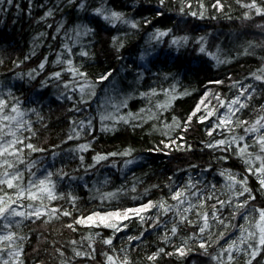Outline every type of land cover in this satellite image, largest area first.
Listing matches in <instances>:
<instances>
[{"label":"trees","instance_id":"16d2710c","mask_svg":"<svg viewBox=\"0 0 264 264\" xmlns=\"http://www.w3.org/2000/svg\"><path fill=\"white\" fill-rule=\"evenodd\" d=\"M252 3H0V98L26 126L10 158L19 177L0 197L20 207L36 177L54 196L36 203L43 215L7 227L20 254L8 260L1 246L0 264H264V127L252 131L264 124V0L262 14ZM238 97L244 107L220 128ZM109 213L120 216L77 223Z\"/></svg>","mask_w":264,"mask_h":264},{"label":"snow or ice","instance_id":"6c2138e0","mask_svg":"<svg viewBox=\"0 0 264 264\" xmlns=\"http://www.w3.org/2000/svg\"><path fill=\"white\" fill-rule=\"evenodd\" d=\"M4 0H0V3H3ZM7 2L9 4L12 3V0H7ZM163 2V0H162ZM83 6V5H82ZM247 7L249 8H256V11H257V14H262L261 12V9L256 7V4H255V0H253V3L252 4H249V5H246ZM96 14L97 15H103L104 18L106 20H120L122 17L119 13H116V12H111L110 15L109 14H106L103 10L101 9H97L96 10ZM133 27H136L135 24L132 25ZM160 36H164V35H167L166 32H160L159 33ZM174 43H177L176 41H174ZM201 51H204L203 48H201ZM43 67V64H41V68ZM59 75V74H57ZM108 75H111V73L101 77V79H107ZM256 79L260 80V79H264V77H261V76H257ZM233 103H238V101H233ZM241 107H244L243 104L240 105ZM4 107V102L3 101H0V108ZM12 111H16V108H13ZM5 119H8V117H5ZM203 119V118H201ZM261 120H264V117H261L260 120H257L256 121V124H260L261 123ZM261 127H264V124H261ZM256 126L253 125L252 127V131H256ZM211 134V133H209ZM262 145H264V137H261L260 138V141H259ZM17 143V141L13 140V141H10V142H7V143H0V157L4 156L5 153H8V155H13L14 153L13 152H9V148H12L15 144ZM225 142L224 141H220L219 144H224ZM28 148H31L33 151H36L37 149L33 148V146L31 144L27 145ZM19 151V150H17ZM243 151V149L241 150ZM102 159H106V157L104 156H97L96 157V160L99 161V160H102ZM4 164H7L8 165V168H11L13 167L12 164H10L7 160H4L3 162H0V167H3ZM259 171H264V165L261 166V169ZM3 176H4V179H0V184H6L8 186V188H13L14 187V184H13V181L14 180H17L18 177H19V174H11L9 173L8 171H5L3 173ZM258 179H260V183L262 186H264V178H261V177H258ZM46 183V180L44 179H41L38 181V184L40 186H43L45 185ZM35 186V185H33ZM244 191H248V189H244ZM28 192L31 193V187H29L28 189ZM24 195V191L21 190L18 194H17V199H19L21 196ZM182 195V193L180 192H177L175 195H174V199H177L179 198L180 196ZM29 198H35L34 196L30 195ZM48 198L49 199H53L54 196L52 194V191L51 189L48 190ZM15 204V201L11 199V197L9 196L7 200H5L3 197H0V221H8V223H5L3 225V227L7 228L10 226V218L11 217H14V216H24L25 214L21 211H18L17 210V207H13L12 205ZM240 206H243V205H240ZM147 207V206H146ZM142 210L144 209H128L124 212V217L127 218V214L128 212H136L137 214H139V212H141ZM55 211V210H54ZM260 211V217H259V222L256 224V228L259 230V233H260V236H259V245H264V210H259ZM36 215L37 217H39L40 215V210L39 209H36L33 213H29V215ZM65 215H68V213H64ZM99 215V214H97ZM108 216H120V213H109L107 214ZM101 220L104 219V217H100ZM85 220L87 221H92L93 220V217L92 216H89L87 218H82L81 220H78L77 223H84ZM207 217L205 216V224L204 226L200 229L201 232L204 231L205 228H207ZM107 226V225H106ZM69 227H72V225H69ZM176 232V228L173 227L172 228V233L175 234ZM250 235H253L252 233H250ZM15 238V234L14 233H11V232H8V233H5L3 235H0V244H3L4 242H9V246H11V242L14 240ZM106 243L108 244H111V240H107L105 241ZM200 247L201 248H204L205 247V244L203 242H201L200 244ZM233 245H229V248H232ZM160 251H163V249H161ZM177 252L182 256V255H185V251L183 248H180V249H177ZM20 253L19 252H16L15 255L18 256ZM258 254V250H254L252 252V257L253 259L255 258V256ZM76 255H82L80 252H77ZM150 260H155L156 259V256H150L149 257ZM228 259L231 260L232 259V256L229 255L228 256ZM108 260L110 262H112V264H115V261L113 260V257L109 256L108 257ZM4 264H7V261H4ZM124 264H127V261H124ZM248 264H251V261L248 262Z\"/></svg>","mask_w":264,"mask_h":264},{"label":"rangeland","instance_id":"374dc122","mask_svg":"<svg viewBox=\"0 0 264 264\" xmlns=\"http://www.w3.org/2000/svg\"><path fill=\"white\" fill-rule=\"evenodd\" d=\"M76 34H79V33L78 32H76V33L74 32L72 34L73 37H75ZM109 97L107 96L108 103H110V102H112L114 100L113 97H111V96H109ZM0 101H3V99L0 98ZM234 101H238V103H233V101H231L223 109L222 116H221V121L219 123V127L220 128H223L227 124L231 123V121H233V118L236 115L237 111H239L242 108L240 106L241 104H243L241 97H238ZM5 112H6L5 107L0 108V143H7V142H10V141H13V140L17 141V143L12 148H9V152H13L14 153L15 149L17 148L18 143H21L24 140V138H23V134L24 133L23 132L26 131V126L24 124L25 123L24 120H20V119H16L15 117H11L10 114L5 113ZM5 117H8V119H5ZM256 129H257L256 132L257 131H262L263 127H259V128H256ZM10 158H11V155H8V153H5L4 156L0 157V162H3L4 160H7L10 163ZM3 167H7L6 170L9 173H11L10 171H12L11 169H13V167L8 168L7 164H4ZM0 168H2V167H0ZM41 179H44V178L36 177L34 179L33 183H30L26 189L25 188L23 189L24 195L21 196V197L22 198H26L29 201L27 203H23L22 202L23 204L19 208H17V210L23 212L25 215L24 216L11 217L10 218V221H11L10 225H12V223L13 224L15 223V225H16V223H18V222H20L22 220L31 219L32 217H37L34 214L33 215H29V213H33L36 209L40 210V215L39 216L43 215L44 211L40 207L41 205H37L36 203L42 204L41 202H43L45 199L48 198V190L51 189L52 194H53V190H52L51 186L49 185L50 183L48 182V179L46 180L45 185L40 186L38 184V181L41 180ZM33 185H35V186H33ZM29 187H31V193L28 192ZM30 195L34 196L35 198H29ZM92 217H93V220L92 221H88L89 224L90 223H109V222L116 221L117 218H118L116 216H111L110 217L107 214L92 215ZM100 217H104V219L101 220ZM8 232H10V230H8L6 228L4 233H1L0 235H3V234L8 233ZM1 246H6L7 247L6 258L8 260L15 261L16 260L15 258H17L19 256V255L18 256L15 255V253L18 252V250H16V246H15L14 241L11 242V246H9V242H7V241L4 242L3 244H0V247Z\"/></svg>","mask_w":264,"mask_h":264}]
</instances>
